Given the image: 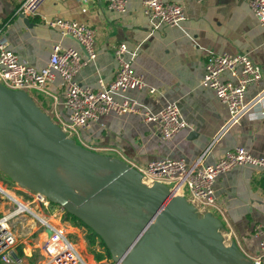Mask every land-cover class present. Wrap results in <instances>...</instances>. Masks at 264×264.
Instances as JSON below:
<instances>
[{"label":"crops","instance_id":"obj_1","mask_svg":"<svg viewBox=\"0 0 264 264\" xmlns=\"http://www.w3.org/2000/svg\"><path fill=\"white\" fill-rule=\"evenodd\" d=\"M170 1L182 4L187 14L178 26L153 20L144 12L143 0H129L123 14L110 10L108 0H45L34 15L19 11L23 0H0V21L10 47L21 60L39 69L49 64L56 44L84 51L75 38L64 36L51 27L50 20L63 17L94 27L97 56L76 76L80 84L94 88L100 86V79L107 83L115 78L118 66L115 49L120 43L125 42L136 52L132 65L149 86L156 88V92L129 89L116 95L119 100L137 101L141 113L112 112L101 116L82 131L88 148L123 159L136 167H146L152 160L165 157L193 163L206 151L203 162L211 164L234 146H245L253 155L264 157V99L211 144L230 114L228 106L212 89L200 85L206 58L212 52L246 53L261 67L263 80L260 86H248V101L264 85V29L251 10L249 0ZM223 77L235 81L229 72ZM39 90L54 96L55 100L48 104L45 96L35 97L31 92L38 105L50 115L54 113L66 119L63 103L66 82L62 77L57 74L52 83ZM171 101L178 103L190 126L172 139L164 140L158 123L146 120L144 113H158ZM192 131L197 134L193 135ZM214 193L217 201L210 207L212 213L247 256L256 255L260 238L255 235V227L264 225V168L237 166L217 178ZM0 205L1 213H7V207ZM66 222L72 230L67 231L77 238L75 242L91 264L85 227ZM27 232L22 229L19 234L23 236ZM26 237L28 241L20 242L18 247L23 257L21 264H31L32 260L37 263V258L25 254H31L40 241L30 235ZM99 252H103V248ZM90 256L94 264H110L112 259L106 257L98 261L95 254Z\"/></svg>","mask_w":264,"mask_h":264},{"label":"built area","instance_id":"obj_2","mask_svg":"<svg viewBox=\"0 0 264 264\" xmlns=\"http://www.w3.org/2000/svg\"><path fill=\"white\" fill-rule=\"evenodd\" d=\"M44 1L23 0L19 11L24 15L37 14ZM128 1L108 0V8L123 14L127 11ZM249 5L264 29V0H249ZM143 7L144 12L153 20L169 26H178L187 18L184 6L175 1L143 0ZM49 25L58 29L64 36L74 37L85 53L82 49L56 44L52 48L49 64L39 69L21 60L10 47L4 25L0 21L1 82L13 89H22L31 93L32 89H42L52 83L59 74L66 82L63 103L67 118L58 116L60 121L57 123L72 138L79 135V130L88 129L103 115L112 112L141 113L137 101L116 98V95L123 94L129 89H147L152 94L156 92V88L149 86L145 77L135 71L132 65L135 51H131L125 42L120 43L115 49L118 62L115 78L107 83L100 79L98 88L82 85L76 80V76L97 56L96 29L86 23L63 17L50 20ZM226 72H229L235 81L224 78ZM262 80L261 67L246 53L216 54L212 52L208 54L200 85L203 88L212 89L217 98L228 106L230 114L211 144L221 138L229 128L238 124L264 99V85L252 100L246 99L248 86L250 84L260 86ZM144 114L146 120L158 123L164 140L172 139L183 128L190 126L183 118L179 105L175 101L169 102L158 113L145 112ZM210 147L211 145L208 150ZM206 152L193 163H188L185 159L165 157L152 160L146 167L137 168L145 177L154 182L163 181L175 193L184 195L202 216L211 211L210 207L217 201L214 184L221 174L243 165L264 168V157L253 155L245 146L232 147L211 164L203 162ZM18 190L21 194L0 183V204L7 207V213L0 216V262L2 264L23 262V257L18 252L19 233L22 229L28 228V232L23 234L30 235L40 243L35 245L31 254H25V256L37 258L36 264H89L64 226L66 221L63 217L66 210L40 192L25 188ZM36 220L40 223L37 224ZM22 225L23 228H21ZM50 230L51 234H49ZM43 233L44 236H42ZM35 234L37 236H34ZM255 235L260 238L259 252L248 257L256 264H264V225L258 224L255 227ZM110 264H121V262L111 259Z\"/></svg>","mask_w":264,"mask_h":264},{"label":"water","instance_id":"obj_3","mask_svg":"<svg viewBox=\"0 0 264 264\" xmlns=\"http://www.w3.org/2000/svg\"><path fill=\"white\" fill-rule=\"evenodd\" d=\"M0 171L83 221L104 240L115 262L256 264L243 256L237 241L226 243L223 224L211 211L199 215L163 181L148 184L130 162L78 143L31 93L1 81ZM108 198L138 223L120 224L122 216L98 206Z\"/></svg>","mask_w":264,"mask_h":264},{"label":"rangeland","instance_id":"obj_4","mask_svg":"<svg viewBox=\"0 0 264 264\" xmlns=\"http://www.w3.org/2000/svg\"><path fill=\"white\" fill-rule=\"evenodd\" d=\"M31 92L33 93V95L35 96V97H39L40 95L42 96V97H46V99H47V102H48V104H50L51 102H52V100L54 101L55 100V98H54V96H49L47 93H45V92H42L41 90H39V89H37V88H35V89H32L31 90ZM51 116H52V118L54 119V121H56V122H59L60 120H59V117L57 116V115H55L54 113H52L51 114ZM83 130H79V135L77 134L76 136H74L73 138L78 142V143H80V144H82V145H84L85 147H87L88 148V144L85 142V140L83 139V137H82V134H83V132H82ZM72 137V136H71ZM0 183H2L5 187H7V188H11V190L12 191H18V193L19 194H21V192L18 190V189H20L21 187L18 185V184H16L8 175H6L5 173H3L2 171H0ZM55 207H57V205H54ZM1 205H0V210H1ZM109 211V210H108ZM128 212V211H127ZM3 214L1 213V211H0V216H2ZM128 215L129 216H131V219H137L133 214H131V213H129L128 212ZM203 216V215H202ZM120 218H122V219H117L119 222H120V224H122V223H124V221H120V220H127L125 217H120ZM21 222H24V221H21ZM36 223L37 224H39L40 222L38 221V220H36ZM71 225H73L72 223H71ZM130 225V224H129ZM131 225H135V223H132ZM64 226L65 227H67V230L68 231H72L71 230V228H70V225L69 224H67V222H64ZM24 226L22 225L21 226V228H23ZM25 230H28V228L27 229H25ZM85 230H86V233H85V235H84V237H85V239H86V236H87V229L85 228ZM221 231H222V233L224 234V236H225V239H226V243L227 244H231V242H232V240L230 239V237H229V235L226 233V231L224 230V228L223 227H221ZM34 236H37V234H35ZM70 238L71 239H73L74 241H77V238L74 236V235H71L70 234ZM22 241H28L27 240V237H26V235H23V236H20L19 237V242H22ZM100 250H102V247H100L99 245H97V246H95V247H90L88 244H87V253L89 254L88 256L90 257V263L91 264H94L93 263V261H92V257L90 256V254H94V252L96 251V252H99ZM241 252H242V254H243V256L244 257H247V255H246V253L241 249ZM31 260V259H30ZM31 264H36V262L34 261V260H32V262H31Z\"/></svg>","mask_w":264,"mask_h":264},{"label":"trees","instance_id":"obj_5","mask_svg":"<svg viewBox=\"0 0 264 264\" xmlns=\"http://www.w3.org/2000/svg\"><path fill=\"white\" fill-rule=\"evenodd\" d=\"M64 221H70L74 226L85 227L87 229L86 240H87L88 245L90 247H94L98 244L103 248V252H96V251L94 252L96 260L100 261L106 257L111 258V253L109 249L107 248L104 240L93 229H91L88 225H86L83 221H81L79 218H77L76 216L68 212H65Z\"/></svg>","mask_w":264,"mask_h":264},{"label":"bare ground","instance_id":"obj_6","mask_svg":"<svg viewBox=\"0 0 264 264\" xmlns=\"http://www.w3.org/2000/svg\"><path fill=\"white\" fill-rule=\"evenodd\" d=\"M144 181L148 184H152L154 182L152 179L148 177H144ZM88 186L90 189L92 188V185L90 183H88ZM98 206L105 210H109L114 214H119L120 216L125 217L127 220H123V221L126 223L129 224L138 223V220L131 219V216L128 215L127 210L124 207H120L117 203H115L113 198L104 199V201L99 203Z\"/></svg>","mask_w":264,"mask_h":264}]
</instances>
